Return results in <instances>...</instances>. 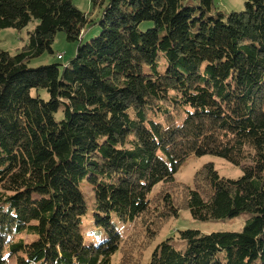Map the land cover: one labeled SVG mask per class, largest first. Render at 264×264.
<instances>
[{
  "label": "trees",
  "instance_id": "trees-1",
  "mask_svg": "<svg viewBox=\"0 0 264 264\" xmlns=\"http://www.w3.org/2000/svg\"><path fill=\"white\" fill-rule=\"evenodd\" d=\"M90 4L92 20L72 0H0V30L37 22L14 55L0 50V264H111L118 251V264H142L181 210L250 218L239 232L181 231L183 250L163 242L147 264H264V0L229 14L213 0ZM91 25L100 31L82 45ZM59 32L74 57L31 67ZM205 155L241 178L206 164L191 187L174 184ZM82 183L107 234L98 245L83 243ZM114 219L131 226L125 239Z\"/></svg>",
  "mask_w": 264,
  "mask_h": 264
},
{
  "label": "rangeland",
  "instance_id": "rangeland-1",
  "mask_svg": "<svg viewBox=\"0 0 264 264\" xmlns=\"http://www.w3.org/2000/svg\"><path fill=\"white\" fill-rule=\"evenodd\" d=\"M216 6V10L224 14L231 12H241L244 10V0H213ZM73 5L83 13L88 14L89 20L97 17L98 11H93L90 4V0H72ZM37 25V22L30 23L26 28L22 30L4 29L0 30V50L8 52L10 55H14L19 51L26 43L28 39V32L33 30ZM152 26L151 23H143L140 25V30L145 31ZM100 31L99 26L91 25L84 29L82 36L83 43H89L95 38ZM77 44L70 43L66 40L65 34L59 32L54 38L52 45L53 55L45 53L39 58L31 61V67H38L41 65H47L51 63L66 64L71 58L74 57ZM59 56H62L61 60ZM58 58V59H57ZM42 92L43 98L47 99L45 92ZM35 95L34 92H32ZM212 164L219 176L231 181H236L241 178L242 171L239 167H235L228 163L226 160L212 156L205 155L202 157L190 156L184 163L181 164L178 172L174 176V184L184 185L191 187L193 183V177L197 171H199L204 165ZM167 186L162 184L156 186L152 194L157 193L160 189H164ZM81 191L84 194L86 200V214L81 218L80 230L83 236V243L86 246L98 245L107 239V234L102 227H99L95 223L93 217L94 197L92 188L87 183L80 185ZM167 189V188H166ZM172 189V188H170ZM250 218L248 214H241L234 219L228 220H206L200 221L194 219L189 210H181L178 216L170 219L165 223L156 236L152 244L147 248L142 256V264H147L151 253L154 249L163 242L171 243L177 250H183L185 244L179 240L178 233L184 230H195L201 234H210L214 232H239L243 228L246 221ZM113 226L121 235L122 239H125L131 232V226L129 224H122L118 220H113ZM24 240H29L26 236H21ZM34 238H31L33 240ZM121 257L120 252L112 256L111 264H118ZM9 264H13V261L9 260Z\"/></svg>",
  "mask_w": 264,
  "mask_h": 264
},
{
  "label": "bare ground",
  "instance_id": "bare-ground-1",
  "mask_svg": "<svg viewBox=\"0 0 264 264\" xmlns=\"http://www.w3.org/2000/svg\"><path fill=\"white\" fill-rule=\"evenodd\" d=\"M60 57V56H59Z\"/></svg>",
  "mask_w": 264,
  "mask_h": 264
}]
</instances>
